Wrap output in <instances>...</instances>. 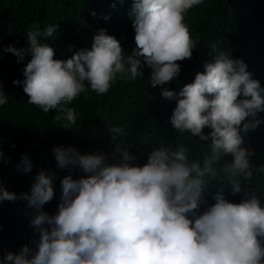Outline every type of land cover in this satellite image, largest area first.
<instances>
[{
    "label": "clouds",
    "instance_id": "obj_1",
    "mask_svg": "<svg viewBox=\"0 0 264 264\" xmlns=\"http://www.w3.org/2000/svg\"><path fill=\"white\" fill-rule=\"evenodd\" d=\"M206 1L116 0L120 25L115 29L106 24L110 13L94 7L68 14L75 7L69 1L58 5L56 17L31 25L15 47L5 48L0 33V55L10 53L15 65L0 67L10 71L8 81L0 77V119L14 114L24 122L27 138L35 137L16 165L19 178L14 177L30 194L17 196L0 185V201H27L34 212L30 227L39 234L34 251L28 245L2 251L0 263L3 258V264H264V193L242 189L252 179L251 163L264 165V82L247 69L245 42L235 40L228 51L225 43L210 48L215 32L228 23L220 25L204 40L213 62L183 88L163 87L200 52L187 18ZM145 65L151 69L149 85L161 86L156 92L167 103L172 127L207 141L195 146L197 158L190 160L183 144L173 149L161 143L142 166L119 144L111 162L103 153L55 147L59 169L71 166V173L78 167L85 175L63 177L50 204L56 214L49 215L43 206L59 184H53L55 173H32L29 155L54 147L65 129L79 124V113L67 105L81 93L87 98L86 84L103 96L116 81H139ZM149 104H160L156 94ZM160 106L152 114H159ZM29 107L40 113L37 119L25 111ZM109 132L115 140L123 129ZM4 148L0 143L5 164L21 150L13 157ZM213 181L231 185L235 201L226 199L223 186L210 191L208 207L202 208Z\"/></svg>",
    "mask_w": 264,
    "mask_h": 264
},
{
    "label": "trees",
    "instance_id": "obj_2",
    "mask_svg": "<svg viewBox=\"0 0 264 264\" xmlns=\"http://www.w3.org/2000/svg\"><path fill=\"white\" fill-rule=\"evenodd\" d=\"M69 1H75V7L68 14L76 10L85 12L94 7L100 13H110L106 21L110 29H115L120 25V20L114 15L116 0H0V33L5 38V48L15 47L19 39H25L31 25L42 22L45 18L56 17L61 10L58 5L63 6ZM198 10V12H191L187 21L193 37L195 39L199 37L200 52L192 63L181 67L180 74L163 87L180 85L183 88L186 84L193 82L198 72L204 71L205 63L213 62L214 58L208 55L209 47L204 40L225 23L228 24L222 33L215 32L216 36L210 48L225 43V49L228 51L235 40H243L247 52V69L252 71L254 80L257 75V81L264 82V0H233V2L231 0H207ZM99 21L101 20L99 19ZM123 43L126 45L125 41ZM5 64L15 68L10 53L4 51L0 55V67ZM22 70L18 69L17 72L19 77L24 78ZM141 70L143 76L139 81L133 83L116 81L110 91L103 96L94 95L86 84L87 98H85V93H81L71 104L67 105L79 113L77 118L79 124L70 125V128L65 129V135L54 147L45 146L41 151L34 150L29 155L32 173H35L37 169L43 170L46 175L55 173L53 184H59L53 187V199L43 206V210L49 215L56 214L50 204L58 194L63 177L71 174L73 179H78L85 175L78 167L71 173V166L59 169L52 151L55 147L71 146L81 155L103 153L111 162L115 145L119 144L122 148H129V153L136 157L134 163L142 166L146 163L150 151L161 143L173 149L177 145L183 144L189 147V159L197 158L199 149L195 146L207 141L201 142L198 137H192L187 132L179 133L172 127L169 122L171 113L167 110V103L156 92L159 86L152 88L149 85L151 69L145 65ZM9 75L10 71L4 68L0 69V77L5 81H8ZM152 94L158 96L160 104H149ZM159 106V114H152V109L159 108ZM25 111H29L35 119L40 116V113L31 107ZM23 123L18 118L16 120L15 115L9 112H6L0 119V129L4 131V134L0 135V143L5 146L1 151H8L14 157L21 148L18 156L11 160L6 158L9 161L7 164L3 159H0V185L6 191L15 193L17 196L22 193L30 194L16 184L15 178H19L16 165L20 163L22 154L27 152L32 139L35 138H27ZM110 127H121L123 133L112 140V134L109 132ZM52 128L49 126L42 132L46 133ZM209 131L205 128L204 134H208ZM55 138L56 136L51 137L50 140ZM116 158L119 159V156ZM14 159L17 160L14 161ZM251 165L253 166L252 179L242 183V189L246 187L248 192L256 189V193H264V165L263 163H251ZM50 167L54 168L53 172L48 170ZM223 186H227L226 199L229 202L235 201L237 194L232 193L231 185L213 181L203 193L205 203L201 205L202 208L208 207L207 198L211 196L210 191H220ZM242 192L244 191L242 190ZM25 213L28 214L25 215ZM33 215V210L27 207L25 200L0 201V258L2 251H20L24 245L35 250L32 241L38 240L39 234L30 227ZM0 264H3V258Z\"/></svg>",
    "mask_w": 264,
    "mask_h": 264
}]
</instances>
